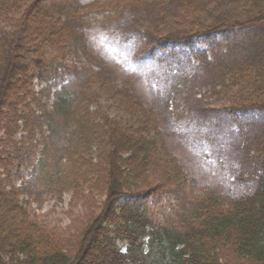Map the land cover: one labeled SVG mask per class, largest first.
<instances>
[{"label": "trees", "instance_id": "obj_1", "mask_svg": "<svg viewBox=\"0 0 264 264\" xmlns=\"http://www.w3.org/2000/svg\"><path fill=\"white\" fill-rule=\"evenodd\" d=\"M251 1H245L255 11L251 20L205 27L197 24V8L188 0L179 17L167 19L165 27L190 26L189 34L173 38L164 29L141 55L157 64L170 58L174 62L170 66L180 67L187 51L191 58L197 56L200 66L211 59L214 68H221L220 58L229 64L225 91L236 93H223L229 99L228 115L245 127L256 185L247 195L228 197L214 190L196 194L193 186L186 189L189 175L168 152L156 115L146 116L142 107L125 97L124 113L137 115L138 125L127 117L122 123L98 119L91 108V93L103 88L102 72L87 49L76 53L75 27L110 20L111 12L107 16L105 11L133 0H110L97 12L83 9L82 14L70 12L71 0H0V134L9 128L8 114L22 107L19 119L25 128L34 133V128L41 130L46 124L53 130L58 120L61 128L56 130L66 142L64 164L52 171L32 148L21 150L42 132L30 138L26 131L21 149L17 143L8 147L10 137L0 139V171L6 174L0 179V264H264V39L250 48L241 43L244 30L264 27V13ZM197 45L205 48L204 53ZM75 64L86 78L82 102L73 105L64 88H54L55 79ZM36 80L43 85L39 91L34 90ZM32 103L38 106L33 109ZM249 112L256 114L250 118L256 120L245 121ZM30 115L35 116V125L27 121ZM25 157L45 187L55 191L63 185L70 190L71 203L82 196L97 205L92 194H102L99 209L93 208L70 238L56 237L55 230L48 234L22 204L20 190L7 183L8 177L20 172ZM154 171L164 172L167 182L174 183L178 201L161 192L163 184L148 185ZM186 193L192 194L189 201Z\"/></svg>", "mask_w": 264, "mask_h": 264}, {"label": "rangeland", "instance_id": "obj_2", "mask_svg": "<svg viewBox=\"0 0 264 264\" xmlns=\"http://www.w3.org/2000/svg\"><path fill=\"white\" fill-rule=\"evenodd\" d=\"M109 1L71 0L70 12L82 14V10L87 9V12L94 13L102 5H108ZM186 1L188 0H133V4L125 3L116 7L115 11H105L107 16L111 12L110 20L98 21L85 29L82 26L75 27L76 53L87 49L96 68L102 72L103 88L95 94L91 93L94 105L91 108L98 112V119L102 120L104 117L124 122L127 117L132 125H138L137 115L130 116L129 110L124 113L125 105L122 99L125 97L132 105L134 103L142 107L146 116H150L147 112L156 115L157 127L163 135L168 152L190 177L187 176L186 189L192 190L193 186L196 190L193 189L192 192L196 194L214 190L228 197H242L251 193L256 185L252 173L255 167L252 160L254 154L245 145V127L234 123L232 116L228 115L229 99L223 92L229 86L226 73L229 64L220 58L221 68H214L209 59L208 63L201 67L195 61L197 56L194 55L195 59L191 58L187 51L184 52L183 64L180 67L170 66L174 65L170 58H167L166 64V61L157 64L141 57L150 47L149 44L162 36L160 34L164 29L168 30L166 33L173 38L189 34L192 29L190 26L185 28L177 25L176 29L165 27L167 19L179 17V10L189 3ZM245 1L193 0V6L197 8V24L206 27L208 24L220 22L244 23L251 20L256 16L255 11L247 7ZM251 2L254 6H260L259 13H264V0ZM100 14L102 16L104 10H101ZM262 32L264 27L251 32L244 30L241 43H245L248 48L251 43H263ZM231 43H238V40H232ZM202 45H197L200 49L198 51L204 53L205 48ZM248 48H245L246 53ZM85 78L75 64L73 68L67 69L63 76L55 79L57 82L54 90L64 88L68 101L73 105L76 102L79 104L82 102L81 88ZM33 86L34 90L39 91L43 85L36 80ZM227 92L235 94L236 90L225 91ZM235 97L240 100L239 96ZM32 105L33 109L38 106L37 103ZM133 109L138 113V107ZM21 113L22 107H19L8 114L9 128L6 132H1L0 139L4 141L10 137L8 147L17 143L21 149V141L26 131L30 138L42 132L44 135L36 137L38 139L33 141L34 143L27 141L28 144L21 150L26 153L32 148L40 160L47 163L50 170H58L64 164L66 154L65 139L61 138L62 132L56 130L61 128L58 120L53 125V130L44 124L41 130L34 128L33 133L32 129L25 128L24 122L19 119ZM255 116V113L249 112L243 118L249 122L248 119ZM32 118L35 116L30 115L27 121L35 125L37 120ZM254 120L256 119H250ZM40 121L44 123V120ZM5 175L4 171H0V179H4ZM165 175L164 172L154 171L149 176L148 185L157 188L163 184L161 192L174 197L173 201H178V193L173 191L175 185L167 182ZM7 183L20 190L22 204L28 209L31 217L45 227L48 234L49 231L55 230L56 237L60 239L73 236L88 220L90 211L93 208L98 210L103 201L102 194L94 193L91 199L97 205L88 203L82 196H78L71 203L72 192L63 185L55 191L45 187L27 157L22 160L20 172L8 177ZM184 197L189 201L188 198H191L192 194L186 193Z\"/></svg>", "mask_w": 264, "mask_h": 264}]
</instances>
